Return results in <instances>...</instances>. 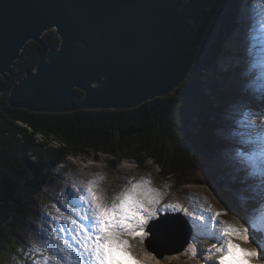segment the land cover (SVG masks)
Masks as SVG:
<instances>
[{
	"label": "trees",
	"instance_id": "trees-1",
	"mask_svg": "<svg viewBox=\"0 0 264 264\" xmlns=\"http://www.w3.org/2000/svg\"><path fill=\"white\" fill-rule=\"evenodd\" d=\"M230 1L220 34L213 42L215 46L184 84L171 96L132 110L54 114L11 107V86L44 61L50 47H58L60 40L52 30L44 34V44L27 43L14 65V73L1 77L0 264H33L39 250L20 237L19 226L38 219L32 206L34 200L42 195L57 167L68 163L71 157L98 160L103 156L112 170L124 161L136 163L145 172L155 165L163 189L167 181L173 180L171 190L196 184L218 191L213 183L224 178L229 169L205 172L227 144L216 130L231 105L241 98L250 99V93L239 86L247 78L236 73V80L232 70L223 72L219 68L221 57L227 55L225 45L238 6V0ZM82 96V91H75L77 100ZM39 136L49 141H38ZM243 185L231 187L238 189ZM239 206L234 200V211L243 214Z\"/></svg>",
	"mask_w": 264,
	"mask_h": 264
},
{
	"label": "water",
	"instance_id": "water-1",
	"mask_svg": "<svg viewBox=\"0 0 264 264\" xmlns=\"http://www.w3.org/2000/svg\"><path fill=\"white\" fill-rule=\"evenodd\" d=\"M230 0H0L1 77L27 43L58 47L11 86L35 113L132 110L175 93L219 36ZM83 96L77 100L75 91ZM180 215H162L170 223ZM178 235L177 231H175ZM184 246V245H183ZM157 252V251H156Z\"/></svg>",
	"mask_w": 264,
	"mask_h": 264
},
{
	"label": "snow or ice",
	"instance_id": "snow-or-ice-1",
	"mask_svg": "<svg viewBox=\"0 0 264 264\" xmlns=\"http://www.w3.org/2000/svg\"><path fill=\"white\" fill-rule=\"evenodd\" d=\"M249 39L248 61L243 72L247 78L245 88L250 94L259 88L264 99V25L259 32L252 31ZM234 111L240 117L232 133L238 147L229 159L234 172L243 173L242 182L253 189L251 195H241L240 199L247 204L258 195L264 203V112L257 114L243 106H234ZM257 142L258 156L255 154ZM82 192L76 197L75 192L69 190V196L74 197L71 199L73 208L81 212L76 219L68 220L67 224L72 227L64 221L53 220V226L46 225L51 236L38 232L44 244L35 253L33 264H143L124 237L139 238L143 242L149 223L154 222L152 227L155 228L160 222V195L151 181L142 179L132 183L111 204L98 193L95 180ZM164 211L184 213L190 219L194 235L217 241L209 249L210 255L218 257L215 264H254L264 252V208L245 217L246 226L218 220L227 215L224 211H216L208 217L204 213L193 216L179 203L167 205ZM54 238H57L55 242ZM252 242L257 244L256 248L243 246Z\"/></svg>",
	"mask_w": 264,
	"mask_h": 264
},
{
	"label": "rangeland",
	"instance_id": "rangeland-1",
	"mask_svg": "<svg viewBox=\"0 0 264 264\" xmlns=\"http://www.w3.org/2000/svg\"><path fill=\"white\" fill-rule=\"evenodd\" d=\"M245 3H246V0H242V3H241L242 10L243 12H246L249 17L250 16L249 9L247 8V5ZM256 7L257 8L259 7L258 11L262 12V8L264 7V0H257ZM263 11H264V8H263ZM253 15L254 13L252 11V16ZM262 16H263L262 20L264 21L263 19L264 14H262ZM247 21L249 22V20ZM234 28L235 27L233 23L231 31H233ZM244 29H242L241 27L240 31H244ZM247 30L249 29L246 28V33L250 35V33ZM247 36L244 35V37L240 39L233 38L230 41L228 48L232 51V54H231L232 56H228L225 59H223V62L221 64L223 63L225 64L222 67L220 66L221 69L223 70L229 69L230 64H231V67L240 66L239 62L236 61L235 55H234V53L236 52L235 48L237 47H235L233 44L234 42L238 41L240 44L242 42H246L249 45L250 39ZM245 47H246L245 50H247L248 48L247 45ZM240 52L242 51L239 50L238 52L239 55L237 56V58L238 59L240 58L243 60L244 58L240 56L241 54ZM245 68H246V65H245ZM232 76H234V78L236 79L235 73H233ZM235 106H243L244 108L250 109L252 112H255L257 114L261 112V110L257 109L256 105L252 101H249V100H243L238 105H235ZM225 115L226 113H224V116ZM225 117L228 119H231V122L235 124L237 120L240 118L239 114L234 110H232L231 113ZM232 128L236 130V127H232ZM230 130L231 129L220 130L218 132L219 136L227 137L230 133H232V131ZM231 150H225V152L224 151L221 152L219 156L220 159L213 161L206 168L205 171L209 173H214L216 170L221 169L223 167V164L225 163V160H228L230 158L229 152H233ZM39 151L42 154V150H39ZM69 163L71 166L74 165L76 167H79L80 169L74 168L70 171H66L64 168H65V165L67 164L65 165L63 164L59 166L55 170L54 176L51 179H49L47 184L45 185L42 195L36 198L32 205L33 209L36 210L37 212L38 219L33 224L28 223V224H22L19 226L18 234L20 235V237L23 238L25 242L32 243L33 247L36 250H40V248L44 244V241L41 239V236L38 235V232L43 231L47 235L51 236V232H49L48 227H46V225L53 226V220L64 221L68 227H72L70 224H67L68 220L76 219L77 217L76 215H73V213L75 214L78 213L80 215L81 212L80 210L73 208L71 204V199H73L74 197L69 196V190L74 189L75 191L74 190L73 191L75 192V196L79 197L83 194L82 189L87 188L88 186L87 182L92 181V180L97 181L98 192H100V194L107 200H110V199L115 200V197L120 195L125 189L129 188L132 183L139 182L142 179L150 180L151 186L154 189L158 190L159 195H160V204L158 207L159 209H161V212L159 213V219H161L162 214L172 213V211H164L166 209L165 206H167V204L168 205L175 204V202L187 208L188 213L193 216L199 215L198 210L200 209H201V213H203V210L205 209L206 212H204V214H207L208 216H211L216 211L227 212V215H223L219 217L218 220L234 222L240 226H246L245 217L253 215V213L249 211L246 213L245 217H243L242 219L239 215L233 212L231 206L233 204L234 199L238 200L240 204H243L240 199L243 193H240L237 191H231L230 189H228L230 190L228 191L225 188L224 182L222 183V180H219L218 184L214 182V185L218 188V191H214L208 186L191 184V185L184 186V188H181L179 190H175L173 193H171V190L169 189V187L164 191L160 190L157 187L158 179H159V168L158 166L151 165L152 163H150L152 168L148 172L143 171L142 169L138 167L136 163L131 162V161H124L119 165L118 169L112 170L110 163L103 156H101L100 159L98 160H95L93 157L70 158ZM232 173L233 175L237 176V173H235L233 169H232ZM75 184L77 186H75ZM174 184L175 182H173V180L168 181L169 186L174 185ZM70 186H74V187H70ZM263 205L264 203H262L259 198L257 206L253 208L254 214L258 211L259 207ZM65 208H67L68 211H65ZM173 213H181L183 215L184 219L186 220V222L188 223V225L191 227V230H192L191 236H190L191 240L192 239L195 240L196 238L200 239L201 237L200 235L193 234L194 231L191 226L189 217L185 216V214L180 211H175ZM44 217H51L52 219L45 220ZM151 223L152 222H150L149 225ZM181 224L182 222L180 220H176V223L174 224H171L168 221H164V222L161 221L159 224L156 225L155 227L156 233H155L154 239L150 240V245L153 248V250L158 252L159 256L156 253L152 252L151 248L149 252L150 254L149 253L145 254V252L143 251V247L148 246V242H144V241L141 242L139 238H133L130 236H125L124 239H127L129 241V243L132 245L131 249H133L135 253L133 254L137 255L141 260L143 259H147V260L153 259L154 260V261L149 260V262L151 261V263H148V264H192V261L194 262V260H192L191 258L192 254H189L188 256H185L186 253H184L183 255H180L181 252L176 253L173 250V248H175L176 250V247L172 248L169 243V239L176 235L175 231L179 232L178 236L182 235V232L184 231V229L182 231L181 230L178 231L177 229L179 226H181ZM145 231L150 236V233L147 228L145 229ZM55 239L57 238H54V242H55ZM206 239L208 240L207 237ZM258 239L260 238L258 237ZM190 243H195V242L191 241ZM237 243H242V242L237 241ZM208 244H209L208 242H203L204 248H206ZM203 245L201 244V248H203ZM196 246L197 247L195 250L198 249L199 245L196 244ZM243 246L250 247V248H256L257 244L255 242H252V243H249ZM146 248L147 247H145V249ZM189 249H192V248H188V251ZM259 262L264 264V252L261 253L260 259L255 261L256 264H260Z\"/></svg>",
	"mask_w": 264,
	"mask_h": 264
},
{
	"label": "bare ground",
	"instance_id": "bare-ground-1",
	"mask_svg": "<svg viewBox=\"0 0 264 264\" xmlns=\"http://www.w3.org/2000/svg\"><path fill=\"white\" fill-rule=\"evenodd\" d=\"M237 11V9L235 10V12ZM239 11H240V13H239V15H238V17L237 16H235L236 17V19L238 20V23H239V25L235 22V19H234V21H233V23H234V30L231 32V34L229 35V37H228V41L226 42V45H225V48H226V51L227 50H230L229 48H228V46H229V43H230V41L233 39V38H235V39H240V38H243L244 37V35H248L247 33H246V28H248V29H250V31L252 32V31H258L259 32V28L261 27V26H255V24H253L252 26H250V27H248V25L249 24H243L242 22H241V19L243 18V17H245L244 16V13H246V12H243V10H242V8L240 7V9H239ZM260 11H261V9H260ZM259 12V11H258ZM248 16V15H247ZM263 17V16H262ZM245 19V18H244ZM264 19V18H263ZM247 23V22H246ZM241 27H242V29H244V31H240V29H241ZM253 28H254V30H253ZM240 31V32H239ZM248 31V30H247ZM246 33V34H245ZM244 34V35H243ZM251 34V33H250ZM247 37H250V35H248ZM234 39V40H235ZM250 43V42H249ZM247 44V47H249V45H248V43H246V42H242L241 44L238 42V41H236V42H234V46L235 47H237V48H235V53H234V55H235V59H236V61H238L239 62V64L241 65V68H242V70L243 71H245V65L247 66V61H248V57H247V50H248V48H247V50H245L244 49V47H242V46H245ZM228 48V49H227ZM239 50L240 51H242V52H240L241 54H240V56H242L244 59L242 60V59H238L237 58V56L239 55ZM230 52V51H229ZM232 54V51L230 52V55ZM232 56V55H231ZM246 57V58H245ZM223 59H225V58H223V57H221V59H220V61H219V63H220V65H219V68H221L225 63H223V64H221L222 62H223ZM221 66V67H220ZM238 70L240 71V72H242L243 73V71H241V69H240V66H238ZM233 73H235L236 74V71L233 69L232 70V74ZM236 76V75H235ZM234 77V76H233ZM236 80H237V78H236ZM239 83V82H238ZM239 86H240V88L245 92V93H247V90H246V88L244 87V83H242L241 85L239 84ZM242 86V87H241ZM255 92H258L259 93V88L258 89H256L255 90ZM3 94V93H2ZM2 94L0 95V98H1V96H2ZM19 109V108H18ZM226 116V115H225ZM226 137V136H225ZM39 140H44L43 138H42V136H39L38 137V141ZM229 140L231 141V138H229ZM225 152V151H224ZM232 154H230V156H231ZM71 158H73V157H71ZM231 167H233L232 166V164H231V162L229 161V160H225ZM83 185V184H82ZM75 186H77L76 184H75ZM70 187H74V186H70ZM81 187V186H80ZM103 187V186H102ZM71 190H74V189H71ZM81 190V189H80ZM83 190V189H82ZM75 191V190H74ZM99 194H100V192H99ZM101 195V194H100ZM105 201H108L106 198H105ZM195 202V201H194ZM176 203V202H175ZM188 203V202H187ZM186 203V204H187ZM192 203H193V201H192ZM165 205V204H164ZM168 205V204H167ZM191 206H193V205H191ZM166 207V206H165ZM195 207V206H194ZM197 209V208H196ZM193 212V211H192ZM204 212H206V210L204 209L203 210V213ZM201 213V209L200 210H198V214H200ZM76 215V217H79L80 215L78 214V213H76L75 214ZM205 216L206 217H208V215L207 214H205ZM190 220V219H189ZM171 229V228H170ZM166 230H167V228H166ZM168 234V233H167ZM194 238H196V237H194ZM200 239H201V237H200ZM199 238H196L195 240H191V241H194L195 243H190L189 242V244H188V246H187V248L184 250V251H182L181 253H180V255H183L184 253H187V251H188V248H192V249H189L190 251L192 250H195L196 249V241L197 242H199V240H200ZM148 249V250H147ZM198 251H199V254H198V256L196 257V258H194L193 260H194V262L192 263V264H201L202 263V258H201V254H203V252H204V250H203V248H201V244L199 243V247H198ZM131 251L134 253V250L133 249H131ZM143 251L145 252V254L146 253H149L150 252V249L149 248H146L145 249V247H143ZM177 253H179V252H177ZM135 254V253H134ZM137 258H138V256H137ZM141 260V259H140ZM205 260V259H204ZM216 258L212 261V264H215V262H216ZM142 262H143V264H148V263H151V261L149 262V260H141ZM260 264H262L261 262H259ZM254 264H256L255 263V261H254Z\"/></svg>",
	"mask_w": 264,
	"mask_h": 264
},
{
	"label": "clouds",
	"instance_id": "clouds-1",
	"mask_svg": "<svg viewBox=\"0 0 264 264\" xmlns=\"http://www.w3.org/2000/svg\"><path fill=\"white\" fill-rule=\"evenodd\" d=\"M24 77V76H23Z\"/></svg>",
	"mask_w": 264,
	"mask_h": 264
}]
</instances>
